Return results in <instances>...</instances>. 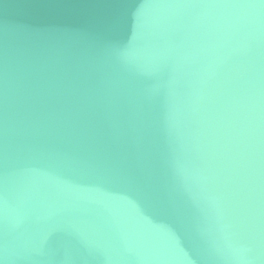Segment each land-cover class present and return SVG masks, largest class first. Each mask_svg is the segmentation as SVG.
Segmentation results:
<instances>
[{
    "label": "clouds",
    "instance_id": "1",
    "mask_svg": "<svg viewBox=\"0 0 264 264\" xmlns=\"http://www.w3.org/2000/svg\"><path fill=\"white\" fill-rule=\"evenodd\" d=\"M0 264H264V0L0 29Z\"/></svg>",
    "mask_w": 264,
    "mask_h": 264
},
{
    "label": "water",
    "instance_id": "2",
    "mask_svg": "<svg viewBox=\"0 0 264 264\" xmlns=\"http://www.w3.org/2000/svg\"><path fill=\"white\" fill-rule=\"evenodd\" d=\"M124 3L125 0H0V29L15 30L44 46L71 48L115 31ZM131 25L129 17V33Z\"/></svg>",
    "mask_w": 264,
    "mask_h": 264
}]
</instances>
